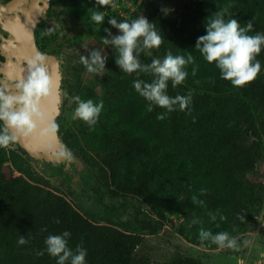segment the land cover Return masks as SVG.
<instances>
[{"label":"trees","instance_id":"obj_1","mask_svg":"<svg viewBox=\"0 0 264 264\" xmlns=\"http://www.w3.org/2000/svg\"><path fill=\"white\" fill-rule=\"evenodd\" d=\"M8 1L0 0V7ZM55 1L51 0L36 25L37 42L45 17L61 15V10H54ZM79 1L81 8H72V13L95 32L90 19L95 0ZM226 6L230 13L226 19L235 18L241 26L251 19L253 30L249 34L264 33V0H184L167 13L136 9L127 18L107 11L110 7L95 9L105 12L104 23L98 25L99 45L106 35L105 27L118 34L107 23L109 17L123 21L144 15L156 24L164 41L151 55L142 53V63L163 59L168 50L174 55L191 54L195 60L188 66L183 84L172 88L169 82L168 86L173 97L191 92V103L184 111L177 106L161 120L158 115L166 110L153 106L149 111V102L133 87L136 74L119 70L114 63L116 52L109 50L106 67L88 75L81 91V99L103 101L94 129L81 120L72 131L57 124L64 147L82 159L97 185L113 198L141 199L151 215L139 221L138 231L102 222L93 213L82 211L58 188H51V178L59 179L62 185L72 182L66 161L40 159L16 141L15 148H0V264H56L47 252L43 256L35 253L45 249L49 234L64 231L71 233V248L81 244L87 250L86 264H154L139 248L147 235L157 234L169 223L187 243L196 246L218 247L200 240L201 228L213 234L227 231L244 242L252 218L264 213V175L257 168L264 159V50L257 57L261 73L243 87L221 79L215 63L204 60L195 49L197 37L206 34V17L210 19ZM193 67L197 68L195 75ZM60 68L65 76L64 63ZM84 71L85 67L79 68L75 75L80 84ZM140 78L152 79L147 74ZM193 197L204 205L193 202ZM176 214L181 216L179 222L173 219ZM221 216L226 219L221 220ZM193 219L199 223H191ZM21 235L29 240L27 245L18 244ZM165 264L204 262L180 248Z\"/></svg>","mask_w":264,"mask_h":264},{"label":"clouds","instance_id":"obj_2","mask_svg":"<svg viewBox=\"0 0 264 264\" xmlns=\"http://www.w3.org/2000/svg\"><path fill=\"white\" fill-rule=\"evenodd\" d=\"M106 7H114L113 0H95V7L90 14L91 21L102 25L105 12L95 9ZM226 15H230L227 6L215 12L210 19L206 17V34L197 37L195 49L204 60L215 63L221 79L229 81L234 87H243L257 79L261 73L262 65L257 57L264 50V33L250 35L253 30L251 19L245 26H241L237 19H226ZM107 23L117 29L118 34L114 35L111 28L105 27L103 30L106 35L102 37L101 43L116 52L114 63L119 70L128 75L136 74L133 87L149 102V111L153 110V106L165 109V113L158 115V119L162 120L167 113L175 111L177 106L180 111L186 110L191 103L192 93L177 94L173 97L168 94V86L169 82L172 88L184 83L188 77V66L195 64L194 57L191 54L174 55L168 50L163 59L155 58L150 63H142V53L151 55L153 49H159L163 44L164 36L157 30L156 24L144 15L123 21L109 17ZM107 59L103 48H93L86 55L80 56V63L87 72L98 74L106 67ZM196 71L197 68L193 67L192 75H195ZM141 74L150 75L151 81L141 79ZM52 88L47 57L41 52H36L27 60V74L16 79L15 93L0 87V148H7L20 137L33 133L37 121H43L45 118L41 101L51 96ZM73 100L76 103L73 118L94 129L103 109V101L96 103L92 99H81L79 95L74 96ZM192 199L193 202L204 205V201H197L196 197ZM211 219L215 221L216 216L213 215ZM220 219L224 220L226 217L221 216ZM191 223H199V220L193 219ZM70 237L69 231L49 234L44 240L45 249L37 250L35 254L43 256L47 252L56 259V264H86L87 250L81 244L71 248ZM199 238L222 249L239 250L237 238L227 231L213 234L210 230L201 228ZM28 243L29 240L24 235L19 237V245Z\"/></svg>","mask_w":264,"mask_h":264},{"label":"rangeland","instance_id":"obj_3","mask_svg":"<svg viewBox=\"0 0 264 264\" xmlns=\"http://www.w3.org/2000/svg\"><path fill=\"white\" fill-rule=\"evenodd\" d=\"M55 2L54 10L56 9L58 12L61 10V15L54 17L50 13L45 17L38 30L37 44L47 53H52L56 57L59 55L57 58L60 64L64 63L66 67V75L64 76L62 73V81L65 80V85L62 86L61 83L60 113L56 118V124L65 130L72 131L76 129L79 120L73 118L76 107L73 97L76 95L81 97L83 82L87 80L88 75L92 74L87 70L80 73L82 83H79L75 75L79 73V68L84 67L80 63V56L86 55L93 48H103L104 54L113 49L98 44V24L91 21L92 26L96 29L93 32L72 13V8H81L79 0H56ZM114 2H118L116 6L119 8L110 7L107 11L117 12L122 18H127L136 9H158L167 13L173 7L181 6L184 0H117ZM117 13L114 14L117 15ZM15 147L16 145L12 143L7 148ZM35 168L37 169L36 166ZM67 168L73 175L72 182L68 184L70 187L60 184V180L56 178L50 179V186L52 189L58 188L57 190L66 194L70 201L82 211L93 213L102 222L123 224L134 231L140 229V220L151 215L149 208L137 197L113 198L109 196L103 187L97 185L92 172L80 157L69 153ZM257 168L260 174L264 175V159L258 163ZM16 175L19 173L16 172ZM173 219L175 222H179L181 216L176 214ZM237 243L238 251L220 247L209 249L204 245L189 244L176 233L175 225L169 223L157 234L147 235L139 251L148 253L154 264H165L173 252L180 248L199 257L204 264H263V212L252 218L244 242L237 241Z\"/></svg>","mask_w":264,"mask_h":264},{"label":"water","instance_id":"obj_4","mask_svg":"<svg viewBox=\"0 0 264 264\" xmlns=\"http://www.w3.org/2000/svg\"><path fill=\"white\" fill-rule=\"evenodd\" d=\"M51 0H9L0 7V87L15 93L16 79L27 74V60L42 52L35 39V29ZM47 57L53 88L50 97L41 101L43 121L27 137L17 141L31 150L35 157L68 164L69 151L64 147L56 118L60 113L62 72L59 59L52 53ZM55 125V128H53Z\"/></svg>","mask_w":264,"mask_h":264},{"label":"built area","instance_id":"obj_5","mask_svg":"<svg viewBox=\"0 0 264 264\" xmlns=\"http://www.w3.org/2000/svg\"><path fill=\"white\" fill-rule=\"evenodd\" d=\"M114 1H117V0H113V2ZM116 5H118V2H114V7L113 8H116V9H118L119 7L118 6H116ZM122 14V13H121Z\"/></svg>","mask_w":264,"mask_h":264}]
</instances>
